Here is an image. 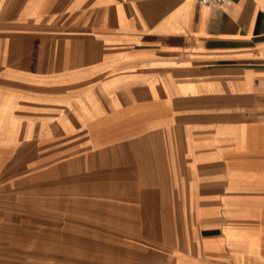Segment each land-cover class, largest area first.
I'll use <instances>...</instances> for the list:
<instances>
[{
  "label": "crops",
  "instance_id": "obj_1",
  "mask_svg": "<svg viewBox=\"0 0 264 264\" xmlns=\"http://www.w3.org/2000/svg\"><path fill=\"white\" fill-rule=\"evenodd\" d=\"M5 193L86 255L264 264V0H0Z\"/></svg>",
  "mask_w": 264,
  "mask_h": 264
},
{
  "label": "rangeland",
  "instance_id": "obj_2",
  "mask_svg": "<svg viewBox=\"0 0 264 264\" xmlns=\"http://www.w3.org/2000/svg\"><path fill=\"white\" fill-rule=\"evenodd\" d=\"M8 193L0 197V264H152V256L86 255L85 250L64 246L56 231L34 222L26 213H15L8 206ZM20 198V197H18ZM98 251H103L99 250ZM97 251V252H98ZM114 251V250H113Z\"/></svg>",
  "mask_w": 264,
  "mask_h": 264
},
{
  "label": "built area",
  "instance_id": "obj_3",
  "mask_svg": "<svg viewBox=\"0 0 264 264\" xmlns=\"http://www.w3.org/2000/svg\"><path fill=\"white\" fill-rule=\"evenodd\" d=\"M195 1L200 6H206L214 9H221L228 3V0H195Z\"/></svg>",
  "mask_w": 264,
  "mask_h": 264
}]
</instances>
